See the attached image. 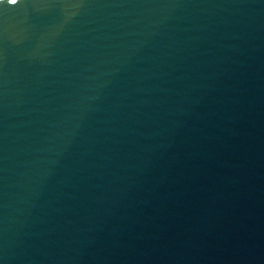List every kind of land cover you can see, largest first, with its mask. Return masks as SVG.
<instances>
[{
  "label": "water",
  "instance_id": "95a60500",
  "mask_svg": "<svg viewBox=\"0 0 264 264\" xmlns=\"http://www.w3.org/2000/svg\"><path fill=\"white\" fill-rule=\"evenodd\" d=\"M0 264H264V0H0Z\"/></svg>",
  "mask_w": 264,
  "mask_h": 264
}]
</instances>
